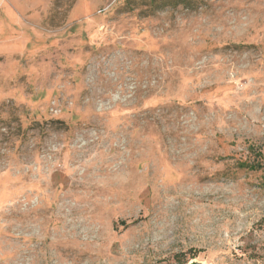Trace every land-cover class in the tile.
Instances as JSON below:
<instances>
[{
	"label": "rangeland",
	"instance_id": "374dc122",
	"mask_svg": "<svg viewBox=\"0 0 264 264\" xmlns=\"http://www.w3.org/2000/svg\"><path fill=\"white\" fill-rule=\"evenodd\" d=\"M192 261L264 264V0H0V264Z\"/></svg>",
	"mask_w": 264,
	"mask_h": 264
},
{
	"label": "trees",
	"instance_id": "16d2710c",
	"mask_svg": "<svg viewBox=\"0 0 264 264\" xmlns=\"http://www.w3.org/2000/svg\"><path fill=\"white\" fill-rule=\"evenodd\" d=\"M244 167H246L247 169H253V170H257V169H255V167H254V166H248L247 164H246Z\"/></svg>",
	"mask_w": 264,
	"mask_h": 264
},
{
	"label": "water",
	"instance_id": "95a60500",
	"mask_svg": "<svg viewBox=\"0 0 264 264\" xmlns=\"http://www.w3.org/2000/svg\"><path fill=\"white\" fill-rule=\"evenodd\" d=\"M188 264H199V263H197V262H195V261H192V262H190V263H188Z\"/></svg>",
	"mask_w": 264,
	"mask_h": 264
}]
</instances>
